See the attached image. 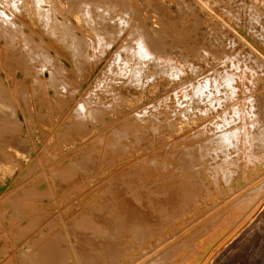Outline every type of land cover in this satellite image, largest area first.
Instances as JSON below:
<instances>
[{"label": "rangeland", "instance_id": "1", "mask_svg": "<svg viewBox=\"0 0 264 264\" xmlns=\"http://www.w3.org/2000/svg\"><path fill=\"white\" fill-rule=\"evenodd\" d=\"M261 162L264 0H0V264H123L140 228L90 229L148 184L182 239L145 264H264Z\"/></svg>", "mask_w": 264, "mask_h": 264}, {"label": "bare ground", "instance_id": "2", "mask_svg": "<svg viewBox=\"0 0 264 264\" xmlns=\"http://www.w3.org/2000/svg\"><path fill=\"white\" fill-rule=\"evenodd\" d=\"M19 51H20V49H18ZM83 110H86V107H84L83 108ZM218 129H219V132L216 134V135H214L215 137H219V136H224V135H226V134H229V133H234L235 131L234 130H232V131H229V129H227V127L225 126V125H220L219 127H218ZM217 129V130H218ZM85 142V141H84ZM86 144V143H85ZM264 166V163L262 164V162H261V166ZM260 166V165H259ZM261 166H260V168H261ZM263 166H262V169H263ZM257 168V167H256ZM257 172V170L255 169L254 170V168H253V172H251L252 174L254 173V172ZM258 172H260V171H258ZM251 173L249 174V175H251ZM256 173H254L253 175H255ZM258 179V178H257ZM238 181H241V180H233V182L234 183H232V186H234V185H237L238 184ZM254 181V180H253ZM250 182V181H249ZM248 182V183H249ZM252 182V181H251ZM247 183V184H248ZM254 184H255V181H254ZM254 184H252L254 187H255V185ZM231 185V184H230ZM245 185V184H244ZM244 185H238V186H244ZM252 185H250V186H252ZM252 186V187H253ZM236 186H234V189H235V191H236V188H235ZM158 187H152L150 184H148V187H146L145 185H141V189H134L135 191H136V193H138L139 194V196H140V201L139 202H136V201H133L132 199H128L129 200V202H130V204H129V207L130 208H136V206H139L138 207V209H140L141 211L139 212H132V213H130V215H124L125 217L121 220V221H119L118 222V218H117V216L115 215V214H113V215H110V214H107V216L108 217H106L103 221H101V220H99V222L103 225V228H100L99 229V227L98 226H96V225H99V224H97L95 221L93 222V229L91 228L90 230L93 232V237H90V238H95V240H97V239H99V237L98 236H102V234L104 235V231H106V230H109V229H112V230H114V231H120V230H122V229H125L124 227H126V225H128L127 223L129 222V223H133L135 226H133L134 228H140V233H139V235L137 236V237H135L136 239V242L134 243V245H131V243H133V239H132V241L130 240V238L128 239L131 243H127V240H126V236L124 235V234H129L130 235V233L132 232V234H131V238H132V235H133V231H130V233H126V232H124V234L122 233V235H124V238H122V239H125L124 241H126V243L129 245V246H127L126 245V247H125V244L123 243V242H121L122 241V239H121V237H123L122 235H119L120 236V238L119 237H116V235H115V237H114V242L113 243H115L116 241H115V238L116 239H121V240H119L120 241V243L122 244H124V246L123 245H121L122 246V248L121 249H123L124 247H125V251H116V252H119V255H120V257L122 256V254H123V256L121 257V258H123V257H125L124 258V260H126V261H124V262H122L123 264H145V262L146 261H148L151 257H153V256H156V255H158V254H160L162 251H164V250H166L167 249V247H169V246H171V245H173L174 243H176L177 242V240L178 239H182V236L180 237L179 235L178 236H176L177 234H176V232L175 231H173V228H175V227H172V228H168V227H166L165 226V222H166V218H167V216H169V214L171 213V212H173L176 208L175 207H177L178 206V204H179V202L176 200V199H174V197L177 195V191L175 190L173 193L171 192V191H173L174 189L173 188H171V187H163L162 188V191H163V196H165V197H162V198H160L159 197V195L155 192V189H157ZM238 188L240 189L241 187H237V190H238ZM247 188V187H246ZM190 190V189H189ZM243 190V189H242ZM241 190V192H243ZM235 191H232V193L233 192H235ZM238 192V191H237ZM236 192V193H237ZM172 193V197L170 196V194ZM240 194V193H239ZM168 195V196H167ZM230 195H232V194H230ZM233 195H234V193H233ZM232 195V196H233ZM238 195V194H237ZM170 196V197H169ZM229 197V196H228ZM231 197V196H230ZM233 198V197H232ZM154 199H159V200H157V201H154ZM225 199V198H224ZM230 199V198H229ZM211 200V199H210ZM210 200H208L209 202H213V201H210ZM222 200V199H221ZM220 200V201H221ZM223 201V200H222ZM208 202V203H209ZM215 202V201H214ZM225 202V201H224ZM217 203H220L219 201L217 202ZM214 204V203H213ZM209 205H211V204H209ZM215 205H216V203H215ZM222 205V204H221ZM214 207V206H213ZM212 208V207H211ZM210 207H209V209H211ZM208 208H206V209H204L203 210V212L206 210H209ZM220 209V208H219ZM218 209V210H219ZM215 210H217V209H215ZM214 210V212L213 213H215L216 211ZM136 211V210H135ZM205 214H206V212H204ZM203 213V214H204ZM208 213V212H207ZM198 214H202V212L200 213H198ZM198 214H197V216H198ZM112 216V217H111ZM208 217V216H207ZM205 218V217H204ZM195 219V218H194ZM201 220H204V219H202V218H200ZM123 221V222H122ZM170 221V220H169ZM192 221H193V218H192ZM196 222V221H195ZM198 222H200V220H198ZM126 223V224H125ZM189 223H191V222H189ZM202 223H203V221H202ZM152 224V225H151ZM188 224V223H187ZM186 224V225H187ZM193 224V223H192ZM120 225H121V228H120ZM195 225H197V223H195V224H193V225H191V227H192V229H194L193 227H195ZM199 225H201V222L199 223ZM90 226V225H89ZM184 226V225H183ZM188 226V225H187ZM198 226V225H197ZM196 226V227H197ZM87 227V226H86ZM92 227V226H91ZM199 227V226H198ZM130 228H131V226H130ZM137 228V229H138ZM129 229V228H128ZM183 229V228H182ZM191 230L192 231V229L189 227L188 228V230ZM197 229V228H196ZM136 230V229H135ZM177 230H179V228L177 229ZM181 230V229H180ZM187 230V231H188ZM190 230H189V232H190ZM195 230V229H194ZM41 232V231H40ZM75 232V231H74ZM78 232V231H77ZM86 232V231H85ZM89 232V231H88ZM121 232V231H120ZM128 232V231H127ZM178 232V231H177ZM182 232V231H181ZM180 232V233H181ZM188 232V233H189ZM42 233V232H41ZM83 234H84V232H82ZM40 234V233H39ZM43 234V233H42ZM108 234V233H107ZM106 234V235H107ZM115 234V233H114ZM120 234V233H119ZM187 234V233H186ZM38 235V234H37ZM36 235V236H37ZM111 235H112V233H111ZM128 235V236H129ZM135 235H136V231H135ZM35 236V237H36ZM39 236V235H38ZM43 236V235H42ZM45 236V235H44ZM77 236V235H76ZM83 236V235H82ZM86 236V235H85ZM91 236V235H90ZM134 236V235H133ZM34 237V239H37V238H35ZM87 237H89V236H87ZM103 237V236H102ZM112 237V236H111ZM110 237V238H111ZM185 237V236H184ZM42 239H43V237H41ZM41 238H40V240H41ZM45 238V237H44ZM112 239V238H111ZM81 242H80V244L84 247V246H87V245H90V242H89V238H81ZM108 241H109V239H108ZM118 241V242H119ZM96 242V241H95ZM116 243L117 245L119 244V243ZM93 243H94V241H93ZM109 243H110V241H109ZM112 243V242H111ZM96 244V243H95ZM100 245V244H99ZM102 245V244H101ZM117 245H116V247H117ZM131 245V246H130ZM91 246V245H90ZM110 246H112V245H110ZM42 247V246H41ZM41 247H40V249H41ZM101 247V246H100ZM116 247H115V249H116ZM118 247H119V245H118ZM117 247V249L116 250H121L120 248H118ZM44 248V247H43ZM46 249L43 251L44 253H42L41 254V256H43V255H45L46 257H50L51 258V260H48V262H45V264H59V262H60V260H61V255L63 256V254L60 252V250L58 251V248L57 249H55L50 243L48 244H46V247H45ZM113 248V247H112ZM94 249V248H93ZM104 247L102 248V251H104ZM107 249H110V247L109 248H107ZM69 249H67V251H68ZM106 250V249H105ZM124 250V249H123ZM38 251H40V253L42 252L41 250H38ZM37 251V252H38ZM71 251V250H70ZM101 251V250H100ZM111 251V250H110ZM74 251H73V249H72V253H73ZM94 252V251H93ZM99 252V251H98ZM97 252V253H98ZM107 252H109V251H107ZM115 252V253H116ZM122 254H121V253ZM39 253V254H40ZM91 253V252H90ZM95 253V252H94ZM103 253V252H102ZM38 254V253H37ZM74 254V253H73ZM100 256H102L101 255V253H98ZM98 254H96L97 256H96V258L97 259H100L99 258V255ZM107 254V253H106ZM110 254L112 255L113 254V252H110ZM66 255H67V257H69V255H68V253L66 252ZM90 255V254H89ZM88 255V256H89ZM92 255V254H91ZM108 255V254H107ZM107 255H105L104 254V256L106 257ZM34 255H32V257H33ZM40 256V255H39ZM38 256V257H39ZM40 256V257H41ZM103 256V257H104ZM37 257V258H38ZM92 257V256H91ZM90 257V258H91ZM94 258H95V256H93ZM110 257V256H109ZM31 258V257H30ZM70 258V257H69ZM76 258V257H75ZM88 258V257H87ZM94 258H92L93 260H95ZM102 258V257H101ZM111 258V257H110ZM109 258V259H110ZM113 258V257H112ZM121 258H119L118 257V259H117V261H119V262H121L119 259H121ZM49 259V258H48ZM106 259H107V257L106 258H102V259H100V261L101 260H105L106 261ZM33 260V259H32ZM31 260V261H32ZM73 260V259H72ZM76 260V259H75ZM114 261H112V263L111 264H113L114 262H115V260H116V258L115 259H113ZM122 260V259H121ZM46 261V260H45ZM86 261V260H85ZM88 261H90V259L88 260ZM97 261V260H96ZM96 261H95V263H96ZM104 261V262H105ZM108 261V260H107ZM110 261V260H109ZM98 263H99V261H97ZM103 262V263H104ZM70 263V262H69ZM102 263V261H101V264H103ZM30 264H32V263H30ZM34 264H35V262H34ZM71 264V263H70ZM87 264H88V262H87ZM109 264V263H108ZM118 264V263H117Z\"/></svg>", "mask_w": 264, "mask_h": 264}]
</instances>
